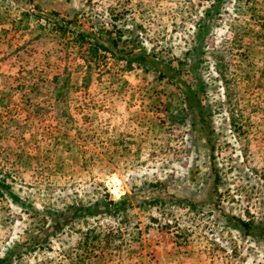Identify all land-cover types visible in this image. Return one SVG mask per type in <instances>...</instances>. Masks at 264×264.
<instances>
[{
    "label": "rangeland",
    "instance_id": "374dc122",
    "mask_svg": "<svg viewBox=\"0 0 264 264\" xmlns=\"http://www.w3.org/2000/svg\"><path fill=\"white\" fill-rule=\"evenodd\" d=\"M0 183V264H264V0H0Z\"/></svg>",
    "mask_w": 264,
    "mask_h": 264
},
{
    "label": "trees",
    "instance_id": "16d2710c",
    "mask_svg": "<svg viewBox=\"0 0 264 264\" xmlns=\"http://www.w3.org/2000/svg\"><path fill=\"white\" fill-rule=\"evenodd\" d=\"M90 46V45H89ZM92 47H88V53H90V51H94V49L96 48H101V49H105L106 47L101 45L100 43H96V44H91ZM192 104H189V106H191ZM0 184H3V183H0ZM3 186V185H1ZM5 188V186H3ZM1 192V191H0ZM2 194V193H1ZM13 198V197H12ZM69 217L66 216L65 219H68ZM1 261V260H0Z\"/></svg>",
    "mask_w": 264,
    "mask_h": 264
},
{
    "label": "bare ground",
    "instance_id": "6f19581e",
    "mask_svg": "<svg viewBox=\"0 0 264 264\" xmlns=\"http://www.w3.org/2000/svg\"><path fill=\"white\" fill-rule=\"evenodd\" d=\"M115 189H116V188H113V189H112V190H113V192H116V191H115Z\"/></svg>",
    "mask_w": 264,
    "mask_h": 264
}]
</instances>
